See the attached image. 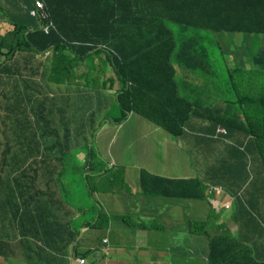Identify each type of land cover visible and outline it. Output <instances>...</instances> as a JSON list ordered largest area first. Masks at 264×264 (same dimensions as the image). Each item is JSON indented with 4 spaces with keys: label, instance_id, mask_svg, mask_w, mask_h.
Listing matches in <instances>:
<instances>
[{
    "label": "crops",
    "instance_id": "crops-1",
    "mask_svg": "<svg viewBox=\"0 0 264 264\" xmlns=\"http://www.w3.org/2000/svg\"><path fill=\"white\" fill-rule=\"evenodd\" d=\"M105 2L90 0L89 12L98 15L110 8ZM33 4L34 0H13L8 8L0 7V36L14 28L6 13L20 14L27 5ZM92 26L99 27L100 21L93 20ZM90 35L98 36L84 34ZM242 36L243 40L251 38ZM7 53L6 48L0 51V264H79L74 260L78 257L86 259V264H209V242L218 236L226 245L242 246L256 260H264V162L260 150L254 141L238 150L212 138L217 124L215 118L196 114V107L207 99L208 91L199 85L197 92L191 88V72L182 71L180 67L175 74L188 84L184 88L193 94L195 110L182 135L172 137L135 113L128 114L121 123H114L119 119L117 115L106 119L113 108L111 97L108 96L107 101L95 89L86 90L85 87H90L95 79L105 78L101 62L108 63V59L102 60L96 55L79 57L74 66L71 63L73 74L65 71L66 74L58 79L60 83H56L51 55L18 52L11 56ZM228 62L227 75L228 70L235 71L237 66L242 80L234 86L236 83L229 78H222L229 98L221 97L231 103L239 101V110L245 115L250 99L258 98L263 92L261 79L254 72L264 71V46L260 45L256 54L247 53L243 48L237 58ZM108 66V75H114L117 80ZM55 84H60L63 91L77 86L75 91L79 96L82 94L81 100L64 103L62 109L66 115L73 116L74 109L84 107L85 114L94 110L89 115L90 123L82 125L100 128L101 147L96 155L90 151L86 156L97 162L104 159L109 169L116 172L125 167L123 187L116 183L115 176L103 181L101 175H105L106 170L101 167L96 187L90 191L91 205H80L71 198L61 199L55 192L54 182L37 181L33 185L5 180L10 174V165L17 170L13 175L15 180L22 176V171L12 161L21 150L9 148L14 143L11 139L41 141L48 140L46 136L59 135L56 128H50L53 103L44 97L45 94L53 97L50 89H54ZM219 85L215 84L213 95L219 93ZM109 88L114 90L112 86ZM120 89L117 80L115 91ZM87 93L92 97H87ZM89 100L92 108L87 107ZM209 103L217 105L215 101ZM56 109L55 114L61 112ZM72 132L69 129L61 135L66 134L70 139ZM235 140L239 142L241 138L235 137ZM2 151L7 156L5 165ZM46 162V158H41L35 167L39 171ZM141 171L169 181L198 180L202 197L162 195L164 183L154 186L149 182L152 190L144 191L140 183ZM6 182L14 183L19 190L12 204H2ZM218 186L223 191L213 189ZM171 188H180L184 193H191L193 189L189 184H174ZM40 190L44 193L38 195ZM240 190L242 203L236 199L229 202L227 195ZM17 209L20 215L25 214L24 220L28 219L24 227L14 220L10 223L11 213ZM100 212L105 219L98 221ZM8 214L9 224L5 226L2 220ZM224 258L226 264H237L229 253Z\"/></svg>",
    "mask_w": 264,
    "mask_h": 264
},
{
    "label": "trees",
    "instance_id": "trees-1",
    "mask_svg": "<svg viewBox=\"0 0 264 264\" xmlns=\"http://www.w3.org/2000/svg\"><path fill=\"white\" fill-rule=\"evenodd\" d=\"M12 1L0 0V7L4 10ZM42 1L44 8L41 16H31L30 10L34 4L27 5L26 10L20 14L11 16L6 13L14 28L0 36V51L6 48L7 55L11 56L18 52L51 55L52 71L57 79L65 71L70 73L71 63H76L79 57L96 55L102 60L108 59L109 62L105 64L110 65L121 84L117 102L122 114L114 123H121L128 114L135 113L172 137L182 135L195 110L193 102L179 92V87L188 85L181 79L176 80L175 74L182 67L192 73V79L195 77L198 81L196 85L208 91L207 99L200 107H196V114H207L215 118L217 124L212 138L238 150H242L243 145L246 147L251 141L256 145L258 138L264 140V71L254 72L261 79L263 92L257 99H250V110L244 115L239 110V101L231 103L222 98H229L224 88L225 81L217 78L218 71L210 62L208 51L202 44L207 32H239L249 36L264 34V0H106L105 4H110V8L98 15L89 12L90 0ZM93 20L100 21V26L93 28ZM44 25H51L49 33H45ZM191 29H199L204 33L195 34ZM86 33L98 36L87 37L84 36ZM172 59L175 61L172 62ZM198 71L204 76L196 73ZM228 78L236 83L234 86L242 80L232 69L228 70ZM217 83L220 84L219 93L213 95ZM209 101H215L217 105L208 104ZM59 122L64 129L59 135L68 132L71 122L62 123V118ZM61 136L55 147L62 154L71 142L75 144V141H85L76 137H70V140L66 134ZM235 137L241 138V141L237 142ZM11 140L21 150L12 161L22 171V176L15 180L13 175L17 170L10 165V174L5 180L33 185L37 181L53 184L52 176L39 174L46 173L45 167L39 171L35 166L30 167L31 162L46 158L40 155V144L37 141ZM9 148L12 149L11 144ZM2 153L5 165L7 156L5 151ZM92 169L93 165L88 164L86 174ZM149 182L154 186H157L156 183H164L162 195L165 196L202 197L198 180L169 181L141 171V189L151 191ZM174 184H189L193 189L191 193H184L182 187L171 188ZM2 191L6 194L2 204H12L19 190L14 183L6 182ZM43 193L38 191V195ZM154 193L160 194L158 191ZM11 216L10 223L14 220L22 223L23 227L28 220L23 219L25 214L20 215L19 209L11 213ZM9 218L5 220L7 224ZM103 219L105 216L100 212L98 221ZM225 243L220 236L210 240L209 264H226V253L234 257L237 264H264V260H256L247 248Z\"/></svg>",
    "mask_w": 264,
    "mask_h": 264
},
{
    "label": "rangeland",
    "instance_id": "rangeland-1",
    "mask_svg": "<svg viewBox=\"0 0 264 264\" xmlns=\"http://www.w3.org/2000/svg\"><path fill=\"white\" fill-rule=\"evenodd\" d=\"M175 27V26H174ZM177 28V27H175ZM179 31V28H177ZM193 33H204L199 29H191ZM188 33L187 35L192 34ZM243 34L239 32H220V33H211L207 32L204 34V39L202 40V44L206 47V50L208 51L210 62L213 64L214 68L218 71L217 78L218 79H228L227 75V67L230 65L228 61H230L231 57L237 58L241 54V50L243 48H246L247 53L256 54L257 49L260 47V45L264 46V34H252L250 39L243 40ZM254 46V47H253ZM172 62L175 61V59L171 60ZM76 63H72L74 66ZM102 71L105 74V78L102 79H95L92 81L90 87H85L86 90L89 89H95L99 92V95H101V98H107L108 96L111 97V104L112 109L110 110V114L106 117V119H110L113 117V115H117L119 118L121 117V109L117 102V94L119 90L115 91V82L117 81L113 76H109L110 68L105 62H101ZM182 71H185L184 68H181ZM71 74H73L74 70L70 69ZM235 71L237 76H241V71L237 66H235ZM201 76H204L203 74L196 72ZM66 73L63 72L60 74V78H62ZM54 80L56 83L58 82V79L53 74ZM195 78V77H194ZM192 79L193 83L191 85V88L194 89L195 92L199 91V88L197 87L195 83V79ZM105 79L107 81H105ZM177 81H181L179 78H176ZM83 81V80H82ZM105 83V84H104ZM120 84V82H119ZM114 90H111L109 87H111ZM121 86V84H120ZM54 89H50L53 97H50L49 94H45L44 97L47 101H51L53 103V106L51 108V126L50 128H56L57 133H61L60 127V118H62V123L71 122L69 129L73 130L71 135L72 137L85 139V141H75V144L71 142V145L69 148L65 149V152L62 154L60 150L55 147V143L61 139V135L57 136H46L48 140H41L37 141L40 144V155L45 156L47 159V162L44 164L45 171L39 172V174H48L52 176L54 184L58 192V196L63 199H74L76 200L80 205H83L85 203L92 204V198H91V189H94L96 186V181L98 175V171L103 170L101 168L102 166L106 170L105 175H101L103 181H105L107 178H110L112 176L116 177V183L119 184V186L123 187L126 184L125 180V167H122L120 172H116L114 170L109 169L110 165L106 163L104 159L101 158L103 162H97L93 159H90L86 156V153L93 151L95 155L97 154L99 148L101 147L98 140V133L100 131V128H95L94 125L86 126L82 125V123H90L91 118L89 115L94 112V110L89 111L88 113H84L85 107L82 109H74V115L69 116L65 114V111L62 109L64 108V103L66 101L71 100H81L82 94H79L75 91V88L77 86L70 87L67 91H63L60 84H55ZM81 88H84L81 86ZM179 92L182 96H185L190 101H192V93L189 92L187 88L179 87ZM87 97H92V94L87 93ZM259 97V96H258ZM257 99V98H253ZM107 101H103L105 104ZM87 107L92 108L91 101L89 100L87 102ZM248 107L250 110V106L248 104ZM61 110L60 114H55L57 112V109ZM100 109H102V105H100ZM48 112V110L46 109ZM55 114V116H54ZM128 116V115H127ZM37 118H39L37 116ZM104 119V117H103ZM105 119V120H106ZM127 119V117H126ZM125 119V120H126ZM124 120V121H125ZM7 122L10 123V117H8ZM44 124V121H41ZM123 122V121H122ZM61 123V124H62ZM105 123L103 120L102 125ZM101 125V126H102ZM43 127V126H42ZM47 130L49 131V125ZM40 129L37 131L39 132ZM75 131V132H74ZM11 143H13L12 148H16L17 144H15V141L10 140ZM257 145L258 149L260 150L262 161L264 162V140L263 139H257ZM54 146V147H53ZM53 147V148H52ZM40 158V157H38ZM93 165V169L87 172V166L88 164ZM36 162H32L30 166H35ZM31 172V170H30ZM61 172V174H60ZM102 172V171H101ZM87 175V177H85ZM220 187V186H219ZM221 188V187H220ZM221 191L222 188H221ZM242 193V190L239 191V193L236 194H230L227 195L229 198V202L233 200H238L242 203L243 196L240 194ZM228 205V204H227ZM10 217L8 214L6 217L3 218L2 223L5 226H8L7 220ZM5 221V222H4ZM202 221V220H200ZM215 230V229H214Z\"/></svg>",
    "mask_w": 264,
    "mask_h": 264
},
{
    "label": "built area",
    "instance_id": "built-area-1",
    "mask_svg": "<svg viewBox=\"0 0 264 264\" xmlns=\"http://www.w3.org/2000/svg\"><path fill=\"white\" fill-rule=\"evenodd\" d=\"M44 8V3L42 0H35L34 7L31 9L30 14L33 17L41 16L42 10ZM51 25H44V31L45 33H49ZM220 132H224L223 130H219ZM215 191L219 192L221 188L218 186L216 188H213ZM225 207L228 208V205L225 204ZM75 261H77L79 264H86V259L78 257L74 258Z\"/></svg>",
    "mask_w": 264,
    "mask_h": 264
},
{
    "label": "clouds",
    "instance_id": "clouds-1",
    "mask_svg": "<svg viewBox=\"0 0 264 264\" xmlns=\"http://www.w3.org/2000/svg\"><path fill=\"white\" fill-rule=\"evenodd\" d=\"M34 1H35V0H34ZM33 7H34V6H33ZM33 7H32V8H33ZM32 8H31V9H32ZM30 11H31V10H30Z\"/></svg>",
    "mask_w": 264,
    "mask_h": 264
}]
</instances>
